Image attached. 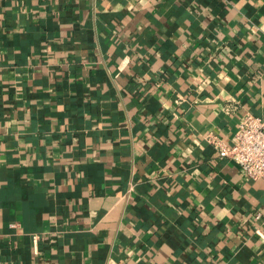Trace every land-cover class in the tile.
Here are the masks:
<instances>
[{"label": "crops", "instance_id": "crops-1", "mask_svg": "<svg viewBox=\"0 0 264 264\" xmlns=\"http://www.w3.org/2000/svg\"><path fill=\"white\" fill-rule=\"evenodd\" d=\"M264 0H0V264H264Z\"/></svg>", "mask_w": 264, "mask_h": 264}, {"label": "built area", "instance_id": "built-area-1", "mask_svg": "<svg viewBox=\"0 0 264 264\" xmlns=\"http://www.w3.org/2000/svg\"><path fill=\"white\" fill-rule=\"evenodd\" d=\"M221 159L238 164L253 180H264V118L250 112L241 118L232 144L214 134L205 136Z\"/></svg>", "mask_w": 264, "mask_h": 264}]
</instances>
